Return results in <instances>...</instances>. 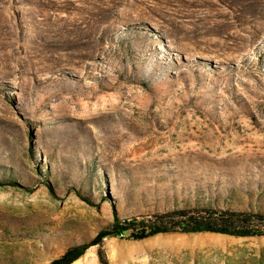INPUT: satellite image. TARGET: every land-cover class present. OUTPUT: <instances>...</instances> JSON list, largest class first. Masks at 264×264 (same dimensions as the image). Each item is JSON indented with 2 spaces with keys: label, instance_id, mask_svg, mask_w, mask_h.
<instances>
[{
  "label": "rangeland",
  "instance_id": "1",
  "mask_svg": "<svg viewBox=\"0 0 264 264\" xmlns=\"http://www.w3.org/2000/svg\"><path fill=\"white\" fill-rule=\"evenodd\" d=\"M11 179L0 264H48L113 207L264 212V0H0ZM103 263L264 264V234L108 236L71 264Z\"/></svg>",
  "mask_w": 264,
  "mask_h": 264
},
{
  "label": "trees",
  "instance_id": "2",
  "mask_svg": "<svg viewBox=\"0 0 264 264\" xmlns=\"http://www.w3.org/2000/svg\"><path fill=\"white\" fill-rule=\"evenodd\" d=\"M2 184L19 185L14 179L0 182V185ZM46 184L53 191L51 185L48 182ZM81 197L89 201L86 197ZM174 231H209L236 236L264 234V212L222 207L206 202L174 206L146 216L120 218L113 207V221L107 228L100 230L92 240L69 247L48 264H71L82 256L87 248L99 244L108 236L142 239L157 233Z\"/></svg>",
  "mask_w": 264,
  "mask_h": 264
}]
</instances>
